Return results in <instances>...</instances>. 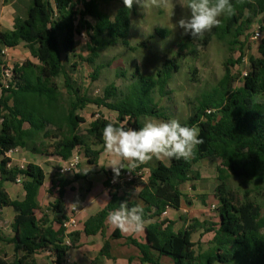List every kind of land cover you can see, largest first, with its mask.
<instances>
[{"label":"trees","instance_id":"16d2710c","mask_svg":"<svg viewBox=\"0 0 264 264\" xmlns=\"http://www.w3.org/2000/svg\"><path fill=\"white\" fill-rule=\"evenodd\" d=\"M111 1L119 3L113 16L100 8L101 3ZM232 3L235 15L222 16L221 24L206 32L203 38L182 35L176 43L177 57L164 59L154 75L136 72L126 91L108 83L101 95L91 96L71 77L66 63H70L71 72L80 60L93 64L90 77L97 79L103 67L95 64L99 52L117 43L128 45L135 5L128 10L122 0L13 2L12 29L0 31V219L5 207H11L14 215L10 224L12 235L5 237L0 232V241L12 243L14 253L11 260L0 256V264H36L34 254L39 251L48 252L59 264L68 249L65 238L73 242L78 238V233L66 232L62 222L66 218L64 189L72 180L79 179L80 174H54L50 183L57 193L37 217L34 211L40 209L37 197L45 182V171L34 162L11 165L6 153L21 147L30 153L61 160L78 154L88 165L96 166L100 148L104 146L102 132L106 123L138 129L143 125L141 117L168 119L157 105L153 92H166L172 71L179 68L178 58L196 56L199 48L207 46L213 37L226 39L229 48L239 54L236 59L224 61L221 78L210 90L196 97L191 114L181 122L196 127L202 142L188 160L173 158L168 164L158 161L149 167L146 182L137 197L143 204L146 221L159 217L167 208L177 210L184 197L180 185L200 178L194 165L205 158H217L219 164L213 188L217 221L208 223L192 219L179 231L172 230L170 221L154 222L146 225L144 242L131 237L126 239L139 249L141 260L149 264H161V258L169 259L171 264H264V211L247 197L237 199L227 186L230 176L254 180L257 185L264 183V0H232ZM255 21L260 22L256 26L261 32L257 55L248 57L249 69L242 75L241 84L236 86L237 75L232 73V67L241 62L249 48V32ZM81 27L88 36L89 54L86 56L76 53L75 35L80 33ZM21 42L32 59L7 67L4 49L14 48ZM117 95L118 100L113 101ZM90 104L116 112L115 120L105 118L100 112L94 113L85 131L81 132L79 126L85 119L78 110ZM47 138L54 139L48 143L45 142ZM93 145L99 148L94 149ZM146 167L148 163L132 171L121 169L115 182L112 169L98 168L105 174L103 185L108 189L109 201L84 221L86 235L103 232L108 213L127 200L119 189L124 182L140 184L142 169ZM127 172L129 179H126ZM17 178L24 190L20 200L11 199L4 186L16 182ZM190 186L195 188L193 183ZM51 188L46 190L48 195H52ZM204 196L199 195L202 200ZM128 206L136 204L128 201ZM181 219L186 221L183 216ZM54 223L59 226L54 228ZM200 227L213 231L206 248L192 240L193 232ZM113 236H117L116 233ZM108 249L105 242L101 253L109 256Z\"/></svg>","mask_w":264,"mask_h":264},{"label":"rangeland","instance_id":"374dc122","mask_svg":"<svg viewBox=\"0 0 264 264\" xmlns=\"http://www.w3.org/2000/svg\"><path fill=\"white\" fill-rule=\"evenodd\" d=\"M15 1L17 2V0ZM118 6L119 3L115 1L100 4L101 10L108 12L111 16L114 15ZM187 15H189L187 8H182L176 0H169L167 7L153 6L141 9L139 6H135V13L131 14L130 18L128 45L117 43L99 52L98 57L95 58V64H102L103 67L100 69L97 79L93 80L90 77L92 75L93 64L81 60L78 61L77 67L72 72L70 63H66L67 70L82 90L87 91L91 96L101 95L104 86L108 83H114L118 90L126 91V87L133 82L132 76L136 72L143 75H154L164 59L177 57L176 43L182 37L181 33L183 30L175 27V24L182 16ZM87 20L90 23L93 22L90 17H87ZM258 24L260 22L255 21L253 27L255 28ZM259 40L260 38L253 39L249 32V48L245 50L241 62L232 67V73L237 75L234 85L241 84L242 73L249 69L248 57L250 55H257ZM87 41L88 36L86 31L84 27H81L80 33L75 35L76 53L83 56L89 54L86 48ZM238 54L237 50L232 51L229 48L226 39L213 37L207 46L199 48L196 56L178 58L179 68L176 71H172L165 89L166 92L160 94L157 91L153 92L157 105L166 113L168 119L163 120L145 116L141 117L142 123L147 119L168 121L173 118L178 119L180 123L183 122L191 114L196 97L203 91L210 90L221 78L224 71V61L228 58L236 59ZM27 58H31L28 49L25 46H20L17 50H13L12 53L8 52V54H5L4 62L10 68L14 63H20ZM118 95L112 100H118ZM97 112H100L111 121L115 120L116 112L104 107L98 109L92 104L87 105L84 109L78 110L79 115L85 119V122L79 126L81 132L85 131L92 120V115ZM53 139L47 138L45 142L52 143ZM92 147H95V145ZM19 149L11 154V157L15 158L13 160L14 163L24 166L28 161H35L40 164L46 171L47 186L49 185V178H52L54 174L69 172L70 176L77 168L76 166L74 168L70 167V169L61 172L60 170L64 166L62 161H59L57 157L42 156L28 151L26 154H18L20 152ZM25 150H22V152ZM167 160L169 162V159H166V162ZM203 160L198 161L194 165V168L199 169L202 166V171L208 174L212 164L210 161L213 160H206L205 166L201 165ZM213 180L215 183V178ZM204 184L206 185V182ZM227 186L234 192L237 199L242 200L244 197H247L258 203L262 211H264V183L257 185L254 180H244L230 176L227 179ZM208 193L209 195H213L212 189H209ZM208 193L206 194L208 195ZM45 198L47 199V196L44 193L41 198L42 201ZM208 198L209 196H207ZM45 206L46 204L43 205V207ZM37 214L39 215L40 212L37 211ZM215 217H217V213Z\"/></svg>","mask_w":264,"mask_h":264},{"label":"crops","instance_id":"0c3cea01","mask_svg":"<svg viewBox=\"0 0 264 264\" xmlns=\"http://www.w3.org/2000/svg\"><path fill=\"white\" fill-rule=\"evenodd\" d=\"M14 1L15 0H0V31L12 29L13 18L15 14V9L13 7ZM20 46H24L22 42L14 48H5L4 55L8 54V52L12 53L13 50H17ZM24 126L26 127L27 124H25ZM95 148L99 147H94V149ZM18 149L20 151L18 154H26L27 152V150H25L24 148L15 147L12 150L8 151L6 155L10 157L11 165L16 164L19 166H23L21 164L14 163L13 160H15V158L11 157V154H13L14 151H18ZM22 150L25 151L22 152ZM73 156L74 155H72L68 160H61L59 158L57 159L59 161H62L63 166H67V163ZM78 156V166L76 165L77 168L73 171V174L78 173L81 177L79 179L72 180L65 187L63 194L65 215L67 216L70 214V210L72 207L76 209V222L74 225L68 226L66 232H76L78 233V238L75 242H73L69 237L65 238L70 241V245L68 246L64 257L59 264H149L141 260V254L139 249L133 244L127 242L126 239L127 237H131L137 242H144L145 229L142 232L135 234L123 233L118 228H114L106 219L104 222V228L102 233H100L99 231L93 235H86L83 232L84 221L90 215L102 209L109 201L108 189L103 185L105 174L104 172L99 171L98 168H111L107 166L108 158L104 154V146L100 148L96 166L88 165V163L82 156ZM206 160H215L214 162L210 161L212 162V164L208 174H205L202 171L203 167L201 166L199 167V169H197L200 173V178L198 180L187 181L180 185V190L184 194V197L181 198L179 209L176 210L173 208H167L159 217L147 220V225L154 222L170 221L172 222V230L179 231L182 230L186 225H188V223L192 219H197L198 221H206L208 223H216V212H214L215 210H212L211 205L214 204L217 206V202L214 199L215 197H213L214 195H209L208 191L209 189H212L213 191L215 185L213 179L216 176L215 171L216 167L219 164V159L205 158L202 161L201 165L205 166L204 164ZM158 161L164 164H168V160L166 162V159L158 160L154 157L151 161L147 162L148 167L142 169V182L136 185H128L126 182H124L121 188L119 189V193L121 195L126 196L128 201H133L136 205L142 206L143 204L141 200L137 197V193L146 182L147 176L149 174V167L155 166ZM28 162L36 163L35 161ZM124 163L127 164L126 161ZM69 174V172L64 173V176H69ZM50 179L51 177L49 178V185L47 186L45 177L44 184L38 190L37 199L40 205V209L34 211L37 217L41 215L42 211L45 210L48 201L53 200L54 195H56L57 193L56 188H51ZM205 182L207 187L204 184ZM191 183L194 184V189L191 188ZM4 186L6 192L8 193L11 199L20 200L24 197V190L20 180L18 182L16 181L5 183ZM49 188H51L52 190V195H48V193L46 192V190ZM44 193L46 194L47 199L45 198L42 201L41 198ZM206 193H208V195ZM200 194H206V196L203 197V200L199 197ZM207 196H209V200L207 199ZM44 204H46L45 207H43ZM37 211L40 212L39 215L37 214ZM13 215L14 212L11 207H5L1 211L0 232L5 237H10L12 235L10 224ZM181 216L186 218L185 222H183ZM165 224L166 222H164L163 226H165ZM53 226L54 228H57L59 224L54 223ZM113 233H116L117 236H113ZM212 236L213 231H206L202 227H200L193 232L192 240L199 247L206 248L207 242L212 238ZM105 242H107L109 246V256H106L105 254L101 253V248ZM13 253L14 248L12 243L0 241L1 257L11 260ZM34 259L36 264H58L46 251H39L35 253ZM159 262L161 264H171V261L167 258H161Z\"/></svg>","mask_w":264,"mask_h":264},{"label":"clouds","instance_id":"9594fccd","mask_svg":"<svg viewBox=\"0 0 264 264\" xmlns=\"http://www.w3.org/2000/svg\"><path fill=\"white\" fill-rule=\"evenodd\" d=\"M126 9L134 5L142 8L167 7L169 0H122ZM187 8L189 15L182 16L175 27L182 29V35L191 39L203 38L206 32L221 24V17L235 15L232 0H176ZM242 2V0H237ZM174 7V5H173ZM102 138L107 166L114 173V181L121 169L134 170L140 164L156 159H190L196 147L202 142L196 127L182 125L178 119L160 121L147 119L138 129L125 128L123 124L106 123ZM127 162L125 166L124 162ZM108 222L123 233L142 232L147 221L140 205L128 206V201L120 203L119 208L110 211Z\"/></svg>","mask_w":264,"mask_h":264},{"label":"built area","instance_id":"2783aa9c","mask_svg":"<svg viewBox=\"0 0 264 264\" xmlns=\"http://www.w3.org/2000/svg\"><path fill=\"white\" fill-rule=\"evenodd\" d=\"M251 37L253 39H258L261 37V32L259 30V26H255V28L253 27L252 32H251ZM247 71H244L242 74L245 75ZM79 156L78 154H74V156L70 159V161L67 163V166H64L60 171H66L67 169H70V167H75L78 164V159ZM130 174L127 172L126 173V179H129ZM16 181H19V178L16 179ZM212 209L216 208V205L212 204L211 205ZM75 213H76V209L74 207L71 208L70 210V214L66 216L65 219H63L62 225L67 229L68 226L74 225L76 222V218H75ZM65 244L66 245H70V241L65 239Z\"/></svg>","mask_w":264,"mask_h":264}]
</instances>
